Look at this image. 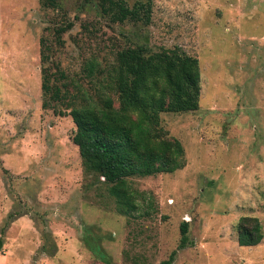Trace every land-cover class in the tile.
Listing matches in <instances>:
<instances>
[{
    "label": "rangeland",
    "instance_id": "rangeland-1",
    "mask_svg": "<svg viewBox=\"0 0 264 264\" xmlns=\"http://www.w3.org/2000/svg\"><path fill=\"white\" fill-rule=\"evenodd\" d=\"M152 1L141 40L198 59L199 109L161 115L185 166L130 180L138 209L124 217L107 187L83 174L71 118L41 107L40 39L54 43L52 63L81 77L85 58L103 62L124 43L118 27L83 33L95 14L84 0H61L78 19L58 47L55 12L0 0V264H161L172 251L173 264H264V0ZM244 216L262 225L256 246L237 244Z\"/></svg>",
    "mask_w": 264,
    "mask_h": 264
},
{
    "label": "trees",
    "instance_id": "trees-1",
    "mask_svg": "<svg viewBox=\"0 0 264 264\" xmlns=\"http://www.w3.org/2000/svg\"><path fill=\"white\" fill-rule=\"evenodd\" d=\"M84 1L95 20L80 23L82 32L91 34L102 23L109 28L117 26L124 43L103 62L94 56L85 58L80 65L81 77H77L51 62L54 43L42 37L41 107L71 118L75 129L70 139L78 148L83 174L106 186L117 213L130 217L138 209L139 198L130 180L173 174L185 166L184 148L163 128L161 115L199 109V61L178 47L153 51L141 40L145 36L142 29L151 23L152 0ZM39 3L42 9L56 13L59 22L52 35L56 46L63 47L60 37L74 27L77 15L74 21L68 20L61 0ZM125 26L132 28L130 33L123 31ZM82 76L87 87L80 82ZM187 227V223L181 224L178 249L187 245ZM234 230L240 247H253L263 240L256 217L239 218ZM3 244L0 238V250ZM175 255L172 251L161 264H173Z\"/></svg>",
    "mask_w": 264,
    "mask_h": 264
}]
</instances>
